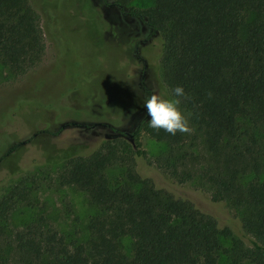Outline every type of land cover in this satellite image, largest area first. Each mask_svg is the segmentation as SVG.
Instances as JSON below:
<instances>
[{
  "label": "trees",
  "instance_id": "16d2710c",
  "mask_svg": "<svg viewBox=\"0 0 264 264\" xmlns=\"http://www.w3.org/2000/svg\"><path fill=\"white\" fill-rule=\"evenodd\" d=\"M45 1L42 8L34 0H0V66L14 80L43 63L45 38L56 53L62 41V18ZM135 1L111 4L160 37L163 81L170 94L184 89L186 98L177 99L190 131L168 135L144 118L130 139L112 130L107 139L83 140L57 182L82 193L93 213L83 225L74 218L69 233L42 207L12 230L21 207L36 204L25 184L7 189L0 197V264H264V0L129 7ZM141 133L163 145L152 163ZM195 178L199 191L182 194L179 185Z\"/></svg>",
  "mask_w": 264,
  "mask_h": 264
},
{
  "label": "rangeland",
  "instance_id": "374dc122",
  "mask_svg": "<svg viewBox=\"0 0 264 264\" xmlns=\"http://www.w3.org/2000/svg\"><path fill=\"white\" fill-rule=\"evenodd\" d=\"M34 1L39 7L48 6L45 0ZM50 1L64 24L62 41L54 46L57 53L45 38V58L38 67L42 69L19 80L0 66V197L18 183L31 189L36 206H22L11 219L12 230L41 213L42 207L57 230L69 233L76 227L74 218L83 225L93 211L82 193L58 186L65 160L90 137L107 139L116 130L130 139L137 124L147 118L143 98L171 94L161 73L160 37L129 15L127 8L119 10L112 0ZM81 1L91 5L85 21L78 17ZM148 2L138 0L129 7ZM139 143L149 163L163 150L144 133ZM117 174V169L109 173L114 179ZM179 187L185 195L200 188L196 178ZM201 198L208 195L201 192Z\"/></svg>",
  "mask_w": 264,
  "mask_h": 264
},
{
  "label": "clouds",
  "instance_id": "9594fccd",
  "mask_svg": "<svg viewBox=\"0 0 264 264\" xmlns=\"http://www.w3.org/2000/svg\"><path fill=\"white\" fill-rule=\"evenodd\" d=\"M186 98L184 89L176 86L171 89V96L150 94L143 98L142 105L147 126L154 130H163L168 135L190 131L188 121L179 105L180 99Z\"/></svg>",
  "mask_w": 264,
  "mask_h": 264
},
{
  "label": "flooded vegetation",
  "instance_id": "af4514ba",
  "mask_svg": "<svg viewBox=\"0 0 264 264\" xmlns=\"http://www.w3.org/2000/svg\"><path fill=\"white\" fill-rule=\"evenodd\" d=\"M88 3V2H87ZM78 4V17H80L81 21H85V18H89L91 16V5H84V4H80V2H77ZM85 7V11H83ZM88 10V12H87ZM77 11L76 12V18H77ZM74 12V13H75Z\"/></svg>",
  "mask_w": 264,
  "mask_h": 264
}]
</instances>
